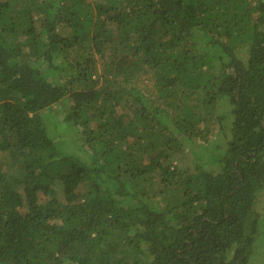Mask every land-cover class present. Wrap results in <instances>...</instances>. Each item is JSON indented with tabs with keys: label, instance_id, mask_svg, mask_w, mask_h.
<instances>
[{
	"label": "trees",
	"instance_id": "trees-1",
	"mask_svg": "<svg viewBox=\"0 0 264 264\" xmlns=\"http://www.w3.org/2000/svg\"><path fill=\"white\" fill-rule=\"evenodd\" d=\"M262 194L264 0H0V264H257Z\"/></svg>",
	"mask_w": 264,
	"mask_h": 264
},
{
	"label": "rangeland",
	"instance_id": "rangeland-1",
	"mask_svg": "<svg viewBox=\"0 0 264 264\" xmlns=\"http://www.w3.org/2000/svg\"><path fill=\"white\" fill-rule=\"evenodd\" d=\"M38 26H39V24H38ZM143 81L146 83L147 82V84H148V86H149V88H147V89H149V91L150 92H153L154 91V89H152V82H153V79L150 77V76H145L144 74H143V77H142V75H140V77H139V84H142L141 86H143L144 84H143ZM73 105H74V101L72 100V99H68L67 100V109H69V108H71V107H73ZM62 111H64L65 110V107L63 106L62 108H60ZM63 113V112H62ZM60 117H62V116H60ZM54 118H55V114H52V112H47V115H46V118H45V121H48L49 123H51V124H53V122H54ZM79 132L81 133V129H79ZM183 164H189L188 163V161L187 160H185L184 162H183ZM262 195H264V194H262ZM259 256V258H258V260H257V264H264V250H263V253H261V254H259L258 255Z\"/></svg>",
	"mask_w": 264,
	"mask_h": 264
}]
</instances>
